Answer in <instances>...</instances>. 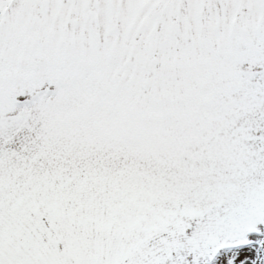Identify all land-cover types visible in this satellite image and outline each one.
I'll list each match as a JSON object with an SVG mask.
<instances>
[{"label": "snow or ice", "instance_id": "1", "mask_svg": "<svg viewBox=\"0 0 264 264\" xmlns=\"http://www.w3.org/2000/svg\"><path fill=\"white\" fill-rule=\"evenodd\" d=\"M0 264H264V0H0Z\"/></svg>", "mask_w": 264, "mask_h": 264}]
</instances>
